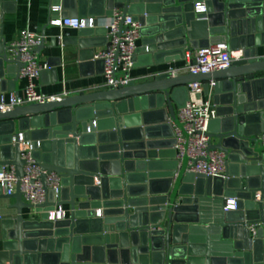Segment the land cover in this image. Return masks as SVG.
Instances as JSON below:
<instances>
[{"label":"water","instance_id":"95a60500","mask_svg":"<svg viewBox=\"0 0 264 264\" xmlns=\"http://www.w3.org/2000/svg\"><path fill=\"white\" fill-rule=\"evenodd\" d=\"M197 2L205 12H195ZM61 4L64 15L96 19V28L63 40L79 46L82 71H104V62L93 59L96 47L109 45L98 20L118 9L123 19L134 16L143 26L135 66L182 59L187 48L221 40L244 54L231 67L205 75L163 72L145 82L0 112V165L14 166L18 177L15 194L0 187V197L14 199L17 211L0 220V264H264V0ZM25 66L9 53L0 15V95L19 90ZM211 79L217 81V118L209 123L208 147L226 153L228 166L224 177L205 178L187 171L186 157L180 168L174 130L162 135L164 125H151L154 114L162 113L159 122L180 126L175 105L188 101V85ZM21 136L34 141L42 169L61 177L57 201L47 175L46 201H24ZM228 198L238 199L237 210H224ZM57 206L68 207L67 217L49 221ZM27 208L36 210L28 219ZM251 224H257L255 235Z\"/></svg>","mask_w":264,"mask_h":264},{"label":"built area","instance_id":"2783aa9c","mask_svg":"<svg viewBox=\"0 0 264 264\" xmlns=\"http://www.w3.org/2000/svg\"><path fill=\"white\" fill-rule=\"evenodd\" d=\"M195 12L206 11L204 3H195ZM51 17L50 25L59 28H96L94 17H80L64 15L61 0L52 2L49 6ZM123 25L121 27V23ZM107 28L108 46L95 53L94 60L104 62V77L107 80V87L128 86L134 79L131 71L135 67V60L140 47L137 42L142 38V24L134 16L127 15L124 19L122 10H116L110 20L104 26ZM62 40V37H61ZM43 36L29 29L23 32L21 38L13 41L9 47L10 55L19 57L26 66L21 70V79H25L26 85L24 93L9 92L0 95V112L12 110L14 107L29 105L31 103H44L48 100L60 99L58 96L42 94L37 89V81L44 70L49 65L39 62L36 52L37 47L42 43ZM244 49H231L228 41L209 43L204 47H193L185 52L187 64L182 67L171 68L169 74L187 75L212 73L225 68H229L233 63L243 57ZM217 81L214 79L206 82L190 83L188 89V101L179 109L180 126L174 124L175 143L173 148L177 151V159L180 168L184 158H187V171L208 177H224L227 171V155L221 150L211 149L209 146V123L217 118L216 104L214 102V89ZM207 85V87H205ZM264 143V132L259 135ZM40 143L38 142V145ZM34 141H25L21 136L20 152L25 161L23 169L24 176L20 180L23 199L32 205H41L47 199V190L44 186L43 176L47 175L46 186L54 191L55 201L59 198L62 189L61 177L56 172L50 174L42 169L40 162L34 155ZM18 177L17 169L12 165H0V187L5 195L16 193ZM238 199L228 198L224 210H237ZM1 207V205H0ZM36 214V210L31 216ZM49 221L65 219L68 210L65 206H57L48 212ZM97 216H102V211L98 210ZM1 219H3L0 216ZM249 230L252 234H257V224H251ZM109 264V263H106Z\"/></svg>","mask_w":264,"mask_h":264},{"label":"crops","instance_id":"0c3cea01","mask_svg":"<svg viewBox=\"0 0 264 264\" xmlns=\"http://www.w3.org/2000/svg\"><path fill=\"white\" fill-rule=\"evenodd\" d=\"M50 4L51 0H0L1 30L7 45H10L13 41L19 40L23 32L29 29L44 36V47L40 53H37V55L39 62L44 65H49V67L47 71L36 79L38 91L47 96L66 97L67 95L77 94L83 90L86 92H95L108 88L106 85L107 80L105 79L101 68L99 71L95 66L92 68V71H82L80 69L79 46L73 41L63 43L65 37L77 38L80 35V30L73 28L62 29L50 25ZM110 18L111 16L100 18L98 20V27L105 26ZM142 39L143 36L137 42L140 47L142 46ZM105 47V45L96 47L95 53ZM188 49L190 48H187L186 53ZM262 52L263 50L261 53ZM187 61L188 60L185 58L178 60L171 59L170 62H154L152 65L135 66L131 71V77L136 83L149 81L152 80L153 76L156 74L169 72L170 69L174 67L185 66ZM19 82V90L13 91L23 94L26 85L25 79H20ZM13 91L8 90L1 94ZM183 98V95L179 97L180 103L183 101ZM175 108L178 113L180 108L177 107V104L175 105ZM162 118V113L154 114L151 126L164 125L159 132L162 133V135L169 134L173 131L175 123H173L172 120H167L164 123L159 122L158 120ZM165 149H167L165 151L171 150L169 148ZM14 203V199L0 197V216L2 218L16 217L17 211L15 208H12V204ZM65 207L68 210V207ZM33 212L34 209H24V217L26 219L30 218Z\"/></svg>","mask_w":264,"mask_h":264}]
</instances>
